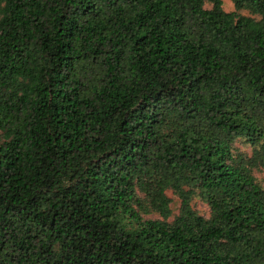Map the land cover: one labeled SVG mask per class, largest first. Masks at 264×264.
<instances>
[{
	"label": "trees",
	"instance_id": "trees-1",
	"mask_svg": "<svg viewBox=\"0 0 264 264\" xmlns=\"http://www.w3.org/2000/svg\"><path fill=\"white\" fill-rule=\"evenodd\" d=\"M232 3L0 0V264H264V0Z\"/></svg>",
	"mask_w": 264,
	"mask_h": 264
},
{
	"label": "rangeland",
	"instance_id": "rangeland-1",
	"mask_svg": "<svg viewBox=\"0 0 264 264\" xmlns=\"http://www.w3.org/2000/svg\"><path fill=\"white\" fill-rule=\"evenodd\" d=\"M222 8L225 11H231L233 10V3L232 0H222ZM234 147L236 150H239L240 152L250 154L252 148L246 144L243 140H237L234 144ZM255 178L258 180V182L261 184V186L264 187V170L262 169H254L253 170ZM168 196L171 198V207L173 214L177 213L178 210V198L170 191L167 192ZM195 209L202 215L208 216L209 209L205 203L200 201L199 199L195 198L193 200ZM149 217H155V215H148Z\"/></svg>",
	"mask_w": 264,
	"mask_h": 264
}]
</instances>
